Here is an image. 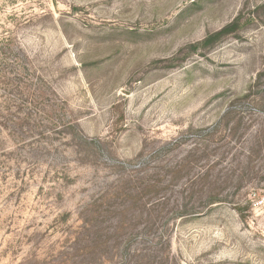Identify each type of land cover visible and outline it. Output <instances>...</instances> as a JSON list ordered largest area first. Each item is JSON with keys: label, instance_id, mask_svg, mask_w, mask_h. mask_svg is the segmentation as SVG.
<instances>
[{"label": "rangeland", "instance_id": "1", "mask_svg": "<svg viewBox=\"0 0 264 264\" xmlns=\"http://www.w3.org/2000/svg\"><path fill=\"white\" fill-rule=\"evenodd\" d=\"M93 200L157 264H264V0H0V264H85Z\"/></svg>", "mask_w": 264, "mask_h": 264}, {"label": "trees", "instance_id": "2", "mask_svg": "<svg viewBox=\"0 0 264 264\" xmlns=\"http://www.w3.org/2000/svg\"><path fill=\"white\" fill-rule=\"evenodd\" d=\"M239 21L240 17L235 18L228 25L213 33H210L201 41L190 44L189 47L192 49V51H198L199 49H207L214 46L224 37L233 33V31H235L239 25ZM250 95L251 94L245 95V98L250 97ZM63 126L67 128L69 133L72 134L71 139L74 141V145L78 152H80V155L83 157L84 161H90L92 155H97L101 152L102 148H99V145L103 143H101V141L98 139H92L86 136L80 129V126L77 122L68 121V123L64 124ZM144 150L145 148H143L135 158L125 161L123 164H126L131 168H135L134 171L141 170L142 167L139 166L138 169H136V165L138 163H143V161L149 162V159L147 156H145ZM155 152L158 153V151ZM222 201V198H220L218 195L209 194L205 197V208H209ZM239 209L240 208H238V210ZM199 213H201V211H198L195 208H189L188 205L185 204L182 205V207L176 212L175 218L180 219ZM100 216L101 213L98 209V202L95 200L87 205L84 211L81 213L83 222L80 227V233L83 236L82 241L85 243V264H104L106 261H109L111 264H150V262L152 264H157L155 259L158 257V251L152 250V252L148 254L141 252V250L135 246L136 241L138 240L137 236L131 234L127 236V234L122 233V230L125 229L122 223H118L115 227H113V225H107L105 229L100 231L98 229V220L100 219ZM120 230L121 234L119 235ZM101 238L105 239L104 245L106 252L103 254L95 250L99 245V239ZM156 244L158 245V243Z\"/></svg>", "mask_w": 264, "mask_h": 264}]
</instances>
